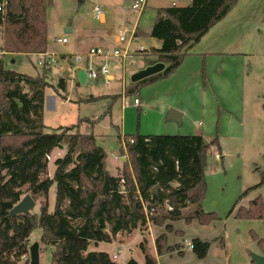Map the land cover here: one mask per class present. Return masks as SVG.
Instances as JSON below:
<instances>
[{
    "label": "rangeland",
    "instance_id": "1",
    "mask_svg": "<svg viewBox=\"0 0 264 264\" xmlns=\"http://www.w3.org/2000/svg\"><path fill=\"white\" fill-rule=\"evenodd\" d=\"M99 1L109 2L103 5L105 21L102 23L92 17V6ZM171 1L146 0V9L137 20L138 27L143 32L148 29L156 7ZM173 1L183 4L187 0ZM131 2L51 0L46 30L49 51L57 57L61 53L83 55L90 48L86 33L101 26L113 33L124 31L128 37L137 14L130 9ZM118 5L120 16L114 8ZM62 36L67 38L66 42L54 40ZM1 39L0 33V48ZM140 43L147 44L145 40L133 38L128 44L125 40L121 44L99 46L107 50L124 47L130 53L123 64L118 57H92L93 62L107 63L113 76L108 84L101 79L81 83L74 77H64L59 71L51 74L50 67L45 72L47 82L51 81L44 89L45 129L72 126L74 130L76 126L80 132H91L95 144L106 153V167L112 175L117 174L121 152L125 153L121 150L123 135L196 134L197 131L207 142L216 139L207 149L204 193L200 200L202 210L213 217L206 222L196 218L189 222L183 218L167 220L165 223L172 226L170 230H165L164 224L148 222L146 249L157 264H253L251 251L264 254V218L235 215L238 209H247L256 196H260L261 210H264V183L255 186L264 174V0H236L171 73L142 85L138 93L125 95L123 89L131 83V72L155 58L150 51H138ZM3 60L6 68L30 76L42 73L35 54L8 53ZM84 64L85 57L79 62L80 66ZM62 76L66 87L55 90ZM124 97L130 101L129 105L123 104ZM169 107L181 112L179 124L164 119ZM169 126L173 130H167ZM60 152L54 149L50 153L42 177L51 176L53 159ZM35 200L29 212H38L39 204L45 200L51 209L50 193L46 199ZM162 232L165 245L175 248L157 254L154 238ZM40 234L41 229L34 228L28 236V246L39 242V264H51L52 248L40 243ZM193 238L209 242L203 257L187 247ZM139 239V231L134 230L128 236L118 234L111 242H90L87 250H104L120 264H126L130 258L136 264H143V255L137 246ZM18 264L21 263L18 261Z\"/></svg>",
    "mask_w": 264,
    "mask_h": 264
},
{
    "label": "trees",
    "instance_id": "2",
    "mask_svg": "<svg viewBox=\"0 0 264 264\" xmlns=\"http://www.w3.org/2000/svg\"><path fill=\"white\" fill-rule=\"evenodd\" d=\"M50 1L5 0L0 17V264H7L6 259L18 260L27 252L28 236L37 227L41 229L40 243L52 248L51 264H120L106 251L87 250V246L110 242L117 234L128 236L134 230L139 231L137 246L143 264H157L146 249L148 222L164 224L165 230H170L167 220L189 222L196 218L206 222L213 217L202 210L200 200L207 149L217 141L207 142L201 134L123 135L122 150L128 161L122 162L119 174L112 175L106 167V153L95 144L91 132H80L76 126L74 130L72 126L45 129L42 113L44 89L49 85L47 69L30 76L6 68L3 56L46 50L45 10ZM235 1L190 0L185 5L157 8L147 35L160 41V47L152 48L151 53L165 65L131 82L124 87V94L138 93L142 85L171 73L187 47ZM64 56L70 55L61 54ZM55 87L64 90L65 78L59 77ZM56 148L64 151L54 157L51 176L42 177L47 167L45 155ZM260 183H264V174L255 186ZM155 184L158 187L152 192ZM52 185L51 209L45 200L38 212L8 215L25 193L34 201L46 199ZM235 216L264 218L260 196L250 200L247 209H238ZM208 245L206 240L192 239L198 257L205 255ZM154 246L157 254L175 248L165 245L164 232L154 238Z\"/></svg>",
    "mask_w": 264,
    "mask_h": 264
},
{
    "label": "built area",
    "instance_id": "3",
    "mask_svg": "<svg viewBox=\"0 0 264 264\" xmlns=\"http://www.w3.org/2000/svg\"><path fill=\"white\" fill-rule=\"evenodd\" d=\"M146 5V0H132L130 7L132 10H135L137 12H141ZM5 9V0H0V17L3 15ZM92 17L97 21H102L104 17V8L102 4L99 2H95L92 6ZM131 37V36H130ZM129 39V38H128ZM55 41L58 42H66L67 38L65 36L54 38ZM126 40L125 32H121L117 36V44H121ZM145 48L140 45L139 51H144ZM93 56H100L103 59H105L108 56L118 57L120 62H123V59L127 56H130V54L126 51L125 48L122 47H116L111 50H107L98 46L90 47L83 55L82 54H74L72 56V62L68 61L65 57H57L55 54L49 53L47 51L43 52H37L36 53V64L40 66L41 68L48 69L49 67L60 64L62 61H68L67 65H65L67 72H72L74 70V73L77 72V69L79 67H82L85 72V81L91 80L96 81L98 79H101L104 81L105 84H108L110 80L112 79L109 71V67L106 62H93L92 57ZM85 57V64L83 66L79 65V62L82 60V58ZM130 63L133 64L134 61L130 60ZM72 65V66H70ZM124 105H129L130 101L128 98L124 97L123 99ZM139 104V101L137 102V105ZM132 140H130L131 142ZM124 146V142H122ZM46 159H50V154L45 155ZM166 208L170 209L171 207L166 205ZM188 248H192V243L187 244ZM112 257L115 258L116 254H112ZM20 262L21 264H28L29 262V254L28 251L21 254L17 262Z\"/></svg>",
    "mask_w": 264,
    "mask_h": 264
},
{
    "label": "crops",
    "instance_id": "4",
    "mask_svg": "<svg viewBox=\"0 0 264 264\" xmlns=\"http://www.w3.org/2000/svg\"><path fill=\"white\" fill-rule=\"evenodd\" d=\"M190 0H187L186 1V3H183V4H176L173 0L171 1V3L170 4H168V5H165V6H169V5H185V4H187L188 2H189ZM105 2V3H104ZM103 3L102 2H100L99 1V3L100 4H102V6L105 4L106 5V2H108V1H104ZM109 3V2H108ZM114 3V2H113ZM121 5V4H120ZM49 6V5H48ZM48 6L46 7V10H45V22H46V30H47V25H48V20H47V14H48ZM107 6H109V5H107ZM121 6H115L114 8H117L118 10H117V15H121V8H120ZM159 7H164V6H159ZM159 7H156V9L157 8H159ZM130 9H131V7H130ZM145 9H146V5H145V7H144V9L141 11V12H137V11H135L137 14L135 15V17L133 18V21H132V24H131V28H130V30H129V35H128V37H126V41H127V44H128V42H130L131 41V39H133V38H135V39H140L141 41H143V40H145L146 42H147V44L145 45L144 43H140V45H142L144 48H145V52H148V51H150L151 52V49L152 48H159L160 47V41L157 39V38H155V37H152V36H149V35H147V33L149 32V30H150V27L148 28V29H146L144 32H143V30H141L139 27H138V25H137V20H138V18H139V16H141V14L145 11ZM156 9H155V12H154V15H153V18H154V16H155V14H156ZM132 10V9H131ZM134 11V10H133ZM117 17L118 19L119 18H121V17ZM105 17V16H104ZM103 17V20L102 21H99V22H104L105 21V18ZM152 24V23H151ZM151 26V25H150ZM210 29V28H209ZM209 29L203 34V35H205L208 31H209ZM136 30H138V31H142L143 32V34H145V35H147V36H144L143 34H139V35H135L134 34V32L136 31ZM122 32H124V31H122ZM119 33H121V32H119ZM119 33H113L112 31H110V30H108L107 28H104V27H100V28H98V29H90V30H88V32L86 33V35L88 36V40H90V41H88L90 44H89V46L91 47H93V46H110V45H112V44H117V41H116V39H117V36H118V34ZM202 35V36H203ZM131 36V37H130ZM201 36V37H202ZM200 37V38H201ZM129 38V39H128ZM200 38L198 39V41H196V42H194V43H192L191 45H189L188 47H187V49H186V54H187V52H188V50L193 46V45H195V43H197V42H199V40H200ZM58 42V41H57ZM1 44H2V39H1ZM126 44V45H127ZM139 45V46H140ZM124 48V47H123ZM126 49V48H125ZM45 51H47V52H49V53H52V54H54L53 52H50L49 51V45L47 44V42H46V50ZM139 51V50H138ZM143 52V51H142ZM6 54H8V53H4V55H6ZM10 54H15V53H10ZM31 54H35L36 55V53H31ZM61 54H63V53H61ZM61 54H60V57H61ZM70 56H64L65 58H67L68 59V61H71L72 62V56H74V54H79V53H68ZM130 54V53H129ZM188 57V56H187ZM68 61H67V63H68ZM156 61H159V59H158V57H157V55L155 54V58L154 59H152L151 61H148L147 63H144L143 64V66H141V67H138L137 69H139V68H142V67H144V66H146V65H148V64H152V63H154V62H156ZM67 63H66V61H62L60 64H55V65H53V66H51V70H50V72H51V74H56V73H58V71L59 72H61L62 73V75H64V77L66 76V77H74L75 79H76V81L78 80L77 79V76H76V74H77V72H75L74 73V70H72V72H67V70H66V66L65 65H67ZM122 64H123V62H122ZM164 65H165V63H164ZM70 66H72V65H70ZM52 67H53V69H52ZM79 68H82V67H79ZM78 68V69H79ZM49 69H50V67H49ZM77 69V70H78ZM137 69H135V70H137ZM41 70H45V68H41ZM134 70V71H135ZM16 71V70H15ZM45 71H48V69L47 70H45ZM134 71H132V72H134ZM19 72V71H18ZM131 72V73H132ZM111 75V74H110ZM131 75V74H130ZM63 77V76H62ZM111 77H112V79H113V76L111 75ZM111 79V80H112ZM48 82L50 83L51 81H49L48 80ZM51 84V83H50ZM55 88V90H56V87H54ZM184 114V113H183ZM183 114H182V117H183ZM167 130H173L172 129V126H169V128L167 129ZM168 132V131H167ZM195 133L196 134H201L200 132H197V131H195ZM203 137H204V135L203 134H201ZM121 146H122V148L124 147L123 146V144H122V142H121ZM57 150H59V151H62L63 152V149H58V148H56ZM122 150V149H121ZM62 152H60L59 154H57V156L58 155H60ZM121 157H125V160H127L128 161V157H127V155L125 154V153H122L121 152V154H120V159H121ZM105 160H106V158H105ZM117 168V174H119L120 172H121V170H122V164H121V160H120V165L118 166V167H116ZM108 169V168H107ZM109 171V170H108ZM111 174V173H110ZM117 174H115V175H117ZM49 193H50V196L53 198V196H54V186H53V188L51 189L50 188V190H49ZM52 205H53V203L51 204V207L50 208H52ZM132 234V233H131ZM118 235V234H117ZM116 235V236H117ZM112 241V240H111ZM110 241V242H111ZM108 253V252H107Z\"/></svg>",
    "mask_w": 264,
    "mask_h": 264
},
{
    "label": "water",
    "instance_id": "5",
    "mask_svg": "<svg viewBox=\"0 0 264 264\" xmlns=\"http://www.w3.org/2000/svg\"><path fill=\"white\" fill-rule=\"evenodd\" d=\"M66 31H69L70 28H65ZM164 67V62L162 61H156L152 64H148L142 68H139L131 73L130 75V81L134 82L137 80H140L144 77H147L149 75H152L160 70H162ZM77 79L79 82L83 83L85 82V72L83 68H79L77 70ZM164 119L167 121H172L177 124L181 121V112L176 110L175 108L169 107L164 115ZM121 162L125 161V157H121ZM158 185L155 184L152 186L151 191L154 192L157 189ZM35 205V201L32 199L29 193H25L19 201H17L8 211V215L12 216L15 214L23 213L26 214L31 210ZM28 254H29V262L28 264H39V251H38V243L33 242L28 246ZM250 257L253 262V264H264V254H258L256 252L251 251ZM5 262L7 264H18L17 260L15 259H6ZM126 264H136V261L133 258H130Z\"/></svg>",
    "mask_w": 264,
    "mask_h": 264
}]
</instances>
